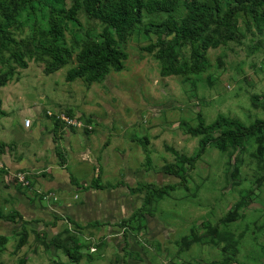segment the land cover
Segmentation results:
<instances>
[{"label":"rangeland","instance_id":"1","mask_svg":"<svg viewBox=\"0 0 264 264\" xmlns=\"http://www.w3.org/2000/svg\"><path fill=\"white\" fill-rule=\"evenodd\" d=\"M192 1L204 2L177 0L172 13L144 14L142 23L119 42L128 56L122 70L110 71L96 83L65 80L67 70L76 65L78 47L84 41L100 40L103 24L83 10L77 15L79 27L62 22L63 42L73 51L67 65L46 74L45 63L37 53L25 58V69L16 66L8 54L0 59V75H6L5 82H0L1 108L5 112V116L0 115V144L8 139L5 131L22 119L29 121L28 129L38 132L40 138L55 132L56 142L64 129L81 139L83 150H88L92 142L90 155L98 157L96 166L104 174L102 181L121 182L131 188L138 184L167 186L164 195L151 197L144 215L121 227V220L141 206L144 194H131L127 188L98 194L92 198L90 211L78 210L70 218L81 221V226L86 215L100 218V225L78 229L70 224L66 209L62 210L66 207L63 199H73L76 189L72 194L44 191L35 180L50 176L47 169L58 162L55 153L47 154L45 147L40 148L44 167L34 172L11 174L0 161V210L6 207L2 212L7 216L15 213L10 187L29 200L23 203L26 224L0 220V264L22 260L25 264H216L222 260L229 264H264V132L246 138L236 149L208 147L194 169L189 170L186 164L182 167L184 185L161 171L166 165H180L171 150L191 157L199 148L200 137L187 132L197 124L198 113L207 124L218 114L244 125L264 121V23L254 22L249 15H234L235 40L217 48L207 46L200 71L169 77L160 74L163 61L157 56L159 42L173 35L159 25L169 16L180 25L190 14ZM71 3L62 0L65 9ZM227 3L230 1L223 0L224 10ZM46 19L45 10L32 16L23 13L15 40H28L34 21L46 28ZM216 28L217 24H212L196 46L201 47L210 38L215 40ZM151 45L154 48L148 50ZM190 49L187 41L174 47L178 65L190 64ZM59 114L81 126H63L57 119ZM142 139L149 144L150 171L143 166ZM57 148L62 149V145ZM3 153L4 149L0 158ZM67 157L69 174L74 171L77 177L81 172L80 179L90 177L72 163L71 156ZM20 173L25 174L27 186L18 183ZM79 199L74 198L75 205ZM22 226L26 242L19 245Z\"/></svg>","mask_w":264,"mask_h":264},{"label":"trees","instance_id":"2","mask_svg":"<svg viewBox=\"0 0 264 264\" xmlns=\"http://www.w3.org/2000/svg\"><path fill=\"white\" fill-rule=\"evenodd\" d=\"M226 10L223 9V0H204V2H191L190 14L183 19L180 25L177 24L173 16L167 17L159 26L165 27L173 35L171 39L159 42L160 49L157 52L159 59L163 61L160 74L165 77L185 75L188 72H198L203 67L204 55L207 46L217 48L220 45L226 46L229 41L235 40L236 34L233 27V18L237 13L249 15L254 22L264 23V0H229ZM177 7V0H72L68 9H65L62 0H0V59L5 54L9 55L12 62L19 68H27L26 59L32 58L37 53L39 58L45 63L44 72L51 74L54 71L68 64L72 58L73 51L67 47L64 40L65 27L62 26L64 20L79 27L77 18L78 12L83 10L90 18L100 21L103 24L99 41H84L78 47L75 55L76 65L69 68L65 75L66 82H73L77 79H84L88 84L103 80L110 71H120L127 54L119 48V42H123L126 33L134 26L142 23L144 14H154L156 12L172 13ZM45 10L46 28H40L36 21L32 23L33 33L31 37L24 41L15 40L14 32L21 28L20 17L23 13L27 16L36 15ZM34 17V16H33ZM208 17V20L205 19ZM212 24H217V38L197 47L196 43L202 35L210 31ZM189 42L190 64L180 66L173 56L174 47L181 42ZM77 45V44H75ZM153 45L148 47L152 50ZM5 74L0 75V82L4 83ZM257 99H254V102ZM0 115L5 116L1 108ZM197 124L188 128L187 132L193 136H199V148L191 157L179 154L171 150L180 165L170 164L164 166L162 173L174 176L179 179V185L186 183V175L182 170L184 164L189 170L194 169L196 162L203 156L208 147H213L218 151H225L228 148L236 149L246 138L258 136L264 132V121L256 120L250 125H244L240 120L227 118L218 114L215 120L207 124L201 114L196 116ZM57 134L53 133L54 142ZM261 143V139L258 140ZM139 144L144 153V164L146 171L152 170V160L148 149V141L139 140ZM262 153L261 144H259ZM5 145L0 144V154ZM55 155L59 165L63 166L65 157L57 147ZM101 170H98L94 177L86 186H80L70 177L71 183L80 187L84 191L115 189L119 186L126 187L131 194L143 193V202L127 219L121 220L118 226H124L133 221L136 217L144 215V209L150 204L151 197L156 195L161 197L166 193L167 186L155 187L154 184H138L131 188L117 182L115 184L101 182ZM173 187V186H169ZM0 220L16 223L20 221L26 224L27 221L18 213L5 215L0 210ZM70 224L78 229L87 226H99V222H93L81 226L70 220ZM23 237L19 245L26 242L25 229L21 228ZM2 241L3 238H2ZM127 243H125L126 245ZM68 256L74 258V254L67 252ZM216 263V262H214ZM18 264H25L22 260ZM216 264H229L228 260H222Z\"/></svg>","mask_w":264,"mask_h":264},{"label":"crops","instance_id":"3","mask_svg":"<svg viewBox=\"0 0 264 264\" xmlns=\"http://www.w3.org/2000/svg\"><path fill=\"white\" fill-rule=\"evenodd\" d=\"M23 122L24 121L22 119V123L11 125L9 129L5 131L7 132L6 135L8 136V139L2 140V143L5 145V147H4V153L1 155L0 158V161L2 162L1 165H3L4 170L6 171L9 170L8 173L11 174H13L15 171H21V170H27L30 172L40 170L44 166L42 165V159L40 160V155L43 151L40 150L41 152L40 153L39 149L45 147V149L48 152L47 154H50L49 153L50 151H52L51 153L53 154L55 153L56 147H58L60 143V145H62V149L59 148V150L63 152L65 157L64 165L60 166L58 161L56 165L51 166L47 169L48 173H50V176L47 177V179L41 176L38 178L36 177L35 180H37L38 183L37 185H39L38 188L41 187L44 189V191L54 190L57 193H61V194H66V192L72 194L73 191H75L76 189L74 198L75 199H77L78 197L80 198L79 199L80 201L78 202L77 205H75L73 202L74 198L63 199V204L66 207H63L62 210L66 209L65 212L69 219L81 225L80 224L81 221L75 220V218H70V216L75 215V213H77L78 210H81L83 212L86 211V213L90 211L92 207L91 205H94V203L92 202V198L94 196H97L98 194H102L104 192H113V191L117 192V190L119 189L120 190L124 188L126 189V187L119 186L115 189H104V190L93 189V190L84 191L80 187L74 186L70 181V177L73 178V180L77 182L80 186H86L88 183V179L90 178L93 179L94 177H96L97 174L95 172H97L99 169L101 170V168L98 169V165L96 166L98 157L95 156L93 157L90 155L91 149L89 148H92L90 146V143L92 142L88 143V147H89L88 150L87 149L83 150L85 146L81 145L82 143L81 139L76 134L71 135L70 133H68L67 130L64 131V129H61L60 132L61 137L59 136L57 142L56 140L54 142L53 132H50L44 138H40L38 132H36L35 130H29L28 127L24 126ZM70 132L75 133L74 131H70ZM37 142L39 143L40 146L41 145L42 146L40 147L39 145H37ZM6 143L7 145L9 144L8 147ZM66 154L69 155V157L71 156L70 158L73 160L72 163H75L76 167L82 168V171L90 177L87 179L81 177L80 179L79 174L81 175V172L78 174V177L77 175H75L74 171H73L74 173L72 172V174H69L68 167L70 161L67 160L68 157ZM90 158L91 160L89 162ZM86 159L88 160L85 161ZM84 165H86L88 168H85ZM91 172H93L92 175H90ZM101 175L102 177L104 175L102 173V170H101ZM101 182L103 184L107 183L106 181H102V180ZM31 189L34 190V188ZM9 190L14 191V193L9 192L10 196L14 199L12 200L16 201V204L14 206L15 207L14 211L20 214L26 221H28V219L24 216L25 214L23 213L24 211L23 203L24 202L29 203L28 198L16 192V189L14 188L10 187ZM5 209L6 207L2 211H4ZM84 218L86 220L83 221L82 226L83 225L85 226L86 222H90L93 220H94L93 222L96 221L100 222V218L93 219V218H89L87 215L84 216Z\"/></svg>","mask_w":264,"mask_h":264},{"label":"built area","instance_id":"4","mask_svg":"<svg viewBox=\"0 0 264 264\" xmlns=\"http://www.w3.org/2000/svg\"><path fill=\"white\" fill-rule=\"evenodd\" d=\"M57 119L59 120V122L63 125V126H67V127H79L81 126L80 122H77L76 120L71 119L70 117L66 116L65 114H59L57 116ZM29 125V121L25 120L24 121V126L27 127ZM17 181L18 183H20L23 186H27L28 185V181L25 180V174H18L17 176Z\"/></svg>","mask_w":264,"mask_h":264}]
</instances>
